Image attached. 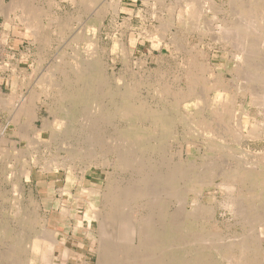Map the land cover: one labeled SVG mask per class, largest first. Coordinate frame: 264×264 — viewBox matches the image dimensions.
<instances>
[{
	"label": "rangeland",
	"instance_id": "1",
	"mask_svg": "<svg viewBox=\"0 0 264 264\" xmlns=\"http://www.w3.org/2000/svg\"><path fill=\"white\" fill-rule=\"evenodd\" d=\"M21 1L20 3L17 1V4L15 5L14 3H10L9 0H0V95H3L4 97L9 96L7 100L8 102L4 106L5 108L0 109V255L2 254L0 264H35L32 260V241L35 233H42L43 225L47 229L50 228L48 229V236L52 235L54 239L60 242L58 245L52 247L51 259H48L50 262L48 264H97L99 238L96 229L97 219L95 212L102 211L101 214L105 219L108 218L107 220H109L110 217H113V219L115 218L117 221L116 215H114L115 217L113 215L110 217L107 216V214H110L109 212L112 206L105 205L106 207L104 208V202L106 199L105 196H102L101 198L99 197V191H103L106 185L107 176L109 175L108 172L112 173L111 177L113 176L114 179H117L118 181L121 179H123L121 181L127 180L130 178V173L132 172L130 168L122 167H119L117 171L114 170L112 172V168L109 164H100V157L101 161L106 158L108 161L112 159V156L105 151L108 150L107 147L112 146L114 143L113 129L119 124L118 119H116V117H111L112 119H108L109 121L97 122L98 124L96 125L103 129L104 137L100 138L102 140H98L99 145L96 144L95 146H92L94 147L93 151L91 147H89L90 149L88 151L90 152L87 151V154L83 152L84 157L80 155L76 157L75 160L72 156L75 153H72V151H80L82 143H79L80 138L78 135L73 134L72 137H68L67 134L60 131L61 124L58 119L63 121L64 119L59 110H55L56 107L54 104V102H63L58 100L55 94V91H57L55 84L60 82L63 78L62 71L76 70V68L81 65H85L87 56H91L92 52V56L95 54L94 56H96L100 64L104 66V68L102 67L103 74L111 79L110 88H121L126 86L132 89L133 93L132 96L128 97L126 101L127 104L145 103L150 106L169 104V101L172 99L170 98V95L166 93L162 94L160 92V89L164 86L170 91H184L187 90L186 86L190 83L196 87L197 92H202V94L199 93V96L202 95V97L200 96L199 98L192 100L195 105H192V102H189L191 105L185 106V103H182L181 106L178 105V108L176 107V111H178H175L177 113H175L176 118L171 121L167 131L162 135L163 140L161 137H157L158 135H154L155 133H152L154 130L153 124L142 121H138L135 124L136 127L143 128L151 134L148 136L149 139L147 138L149 141L146 140L147 144H150L153 147L154 145L162 143L161 149L153 148V150L146 151L145 159H147L148 162L154 163L161 160L165 163V161L168 162L171 160L188 161V159H190L193 161V171H197L202 175L201 177H203L209 173L213 174L215 171L218 172V170L220 171L222 168L228 167L231 163H237V165L242 166L250 164L258 165L257 161L264 157V70L259 67L260 69L257 68L256 71V68L254 70L242 65V59L244 60L243 57L245 55H249V58L245 56L248 58V62H254L257 59V61L260 62V65H264V39L263 37L261 38V36L259 37L260 41L258 44H254L256 50L247 48L246 46L242 47L243 44L240 43V35L244 32L249 34L251 31L250 25H253L251 22L248 23L250 20L247 18L244 19L238 17V21L242 24V27H236V29L238 28L236 30L234 26H230L232 23L230 20H233L234 17H231L229 14L228 0H194V4L196 3L195 7L197 8L194 13L195 16L194 14L192 15L190 11L189 13L186 10H180L177 1L183 2V0H122V4L120 0L122 8L119 10L118 14L110 11V8L108 7L105 14L106 17L102 21L100 19L97 20L98 16L96 15L100 12L103 5L104 8H106V3L109 0H93L92 2H87L85 4L82 3L81 0ZM209 2L212 3L211 6H213L217 12L215 10L207 11L210 5ZM8 4H11L9 8L10 12L7 10ZM12 4L17 7H14ZM25 6H27V9H25ZM173 6L174 8H171ZM29 8H31V10ZM170 8L173 9L171 10L172 12L168 10ZM219 8H222V10ZM24 9L33 13L40 12L39 19L38 21L36 20L38 22L36 29L31 26L32 22L29 21V18L31 19V14L33 13H30L28 18V16L25 15L28 12ZM1 10H3V12ZM170 12L172 14H170ZM23 14L27 17L23 16ZM224 19L227 21L226 26H224ZM27 20L29 21L28 23H30L29 26L28 23H25ZM185 20H187V22ZM188 20L192 22L190 23ZM181 21L184 23L183 25L181 24ZM244 21L246 22L244 23ZM202 22L203 24H201ZM206 22L210 27L206 25ZM247 24L248 26H246ZM48 25L49 27H47ZM185 26L188 30L185 29L184 31ZM31 28H33V30H31ZM34 30L39 31V37H34V33L32 35ZM221 30L223 31L221 32ZM230 30L231 33H234L231 34ZM226 31H229L228 34ZM159 32L160 35H162V38L159 37V39H157V33ZM225 35H229V38H224ZM233 35L234 37H230ZM252 35L255 36L254 33ZM86 37L87 39H85ZM172 38L175 42H171L172 40L170 41ZM157 40L160 42H157ZM230 41L235 43H231ZM86 44L88 46L90 45V47ZM75 53L77 56H74ZM242 54L244 56H242ZM193 60L195 61L198 70L194 68ZM74 61L77 63H75L76 65L74 64ZM72 65H75V67ZM242 71L244 72L241 73ZM255 72L258 74L256 75ZM120 76L123 80H119L121 83L119 82L120 84H118L117 79ZM234 76L236 77L234 78ZM261 78L263 80H261ZM218 87L220 89L215 90L218 89ZM116 101L114 104L122 103H118V101H121L120 99H117ZM198 102L201 103L199 104ZM213 103L234 104V109L230 111L226 122H222L220 119L217 120V124L212 125V131L209 132V134H205L201 131L200 127L191 123L190 119H193L196 113L202 116L203 112L204 114H207L209 110L211 112V109H214ZM26 104H30L29 108L34 110L35 116L38 115L34 121L36 127H40V121L43 118H47L48 120L51 118V121H49L52 123H49L50 126L47 130L42 131L39 134L36 130L32 133L31 128H29L28 136L33 137L35 134H38L39 139H37L38 141L36 139L35 141L33 140L36 135L31 139L28 137L29 140H31V143L28 145L26 141L19 138L22 135L20 133H23L22 122L25 120L21 114L22 111L20 114H15L14 116L13 114L15 111L11 110L15 109L17 105H20L21 109H23ZM176 104L181 103L176 102ZM53 110L57 111V115L60 114L56 120H54V115L52 114L54 112ZM196 110L197 112H195ZM187 111H190L189 114ZM89 113L91 112L89 111ZM193 113L194 115H192ZM186 121H188L189 124H187ZM81 122H84L85 125H87V123L92 122V120L86 121V119H81L80 123ZM81 125L84 124L81 123ZM51 127L54 129V133L56 131L59 132H56L55 136L50 138ZM158 139L160 141H158ZM11 140L14 141L16 147L10 146L12 143ZM206 140L210 141L218 148L205 150L203 141L207 142ZM55 142L57 145H55ZM78 148L80 150H78ZM91 153H93V155ZM202 155H204V159H202ZM69 156H72L74 159L72 162V174L74 179L71 180L68 179L66 168L60 165L63 161H65V164H68L70 161H68ZM52 160L55 161L54 164L52 163ZM203 163L205 164V168L209 169L210 172L202 166ZM55 164L56 168H54ZM209 165L210 168L208 167ZM28 169L29 175L27 179L24 171ZM83 175H85V177H83ZM81 178H85V184L90 188L98 189V194H96L98 197H94V195L89 197L80 193ZM18 182H20V185ZM180 183L181 182L177 185L179 189L182 187V183ZM14 186H16V188H14ZM65 189H69L70 193H65ZM200 194L199 201L215 210L214 219L209 217V220L206 221L204 227L207 226V229H210L213 234L217 232V235H210L212 237V239H210L211 237L209 238L208 235H205V230L200 231L199 224L195 225L193 231L191 230L190 232L187 231L189 228L187 229L185 225L183 232H178V238L180 241L178 246L174 249V252H176V255H187L188 257L195 255L196 250L205 248L204 252L206 253L204 256L210 254L211 257H209V255L207 257H209L214 264H230L231 261L227 258H229L230 254H233L234 251H236V246L232 244L235 243L233 240L238 239V241H240L241 239H244V234H246V237L248 235L251 237L252 233L249 232H253V230H264L261 228L264 225V220L260 219V215L259 218L255 217L254 219H250L252 213L253 215L255 214L254 216L258 215L257 208L259 209L261 208L260 206L263 205L256 204L257 206H254L251 204L254 207H252V209L255 211L250 208L249 212H243L242 215L239 216V219H241L239 220L234 215V206L231 205V202L228 200L227 196H225L226 193H224L221 188H218L217 184L203 188ZM189 201L192 203L196 202V204L198 202V200L194 198H189ZM174 203L169 209L174 210L176 222L180 223L185 217L180 206L182 203H180V201H175ZM240 203H243L242 206H245L246 203L248 205L249 202L242 201ZM20 204L23 207L28 205V208H35L37 206L35 212L39 222L37 221V223L32 225L27 224L28 226H26V224L20 219L21 212H19L18 209V207H21ZM185 204L189 209L192 208L190 203L186 202ZM134 207H136V209ZM67 209L68 211H66ZM127 209L130 210L131 208L126 207L121 209V214L123 215L126 212L127 217L136 216L138 215V211L139 213L141 212V209H138L136 205H133V208L128 211L129 213H127ZM262 210L264 211V207ZM15 213L18 215H15ZM104 213L106 214L105 216ZM180 215H182L181 218L184 217L181 219ZM249 215L250 217H248ZM253 215L252 217H254ZM245 218L247 219L246 221L243 220ZM256 218H258L259 221ZM110 220L109 223L113 224H111L113 230L109 228L108 232L110 233L111 231L112 233V231H114V233H116L112 218H110ZM242 220L244 222H242ZM254 221H257L256 224ZM245 222L248 224H245ZM251 224L252 226L254 224V226L251 227ZM24 227H26L25 229L27 231ZM249 229L251 231L248 232ZM51 230L53 231L52 233ZM232 231H235L234 234ZM19 232L20 234L18 235ZM114 233L111 234L113 235V238L111 237L112 239H115V236H117ZM197 235L198 237L201 235L199 239ZM233 235L235 239L233 238L232 240ZM239 236L241 238H238ZM214 237L217 239L214 240ZM207 238L210 240H207ZM258 238L260 247L257 248L258 250L256 249L254 253V261L245 262V260H243L238 264L264 263V232H261ZM211 240L212 242L215 241L213 242V246L203 247V244L212 245V243L209 242ZM228 240V245H231L232 248L228 247L224 259L216 249H219L218 247L221 246V244L226 245ZM116 242L119 244L116 246L118 249L115 248L118 252L114 250L111 257L115 256L117 258L111 260L110 253H105V259H103L104 261L102 260L103 262L101 264H107V262L108 264H114L115 262H118V259L121 260H119L118 264H121L122 256L130 259L133 257L134 259H137V261L139 260L138 262L135 261L139 264V262L147 255L152 257L154 254L152 257L154 259L159 256V251L157 253L155 250L149 248L131 247L130 243L126 241L119 240ZM63 246H67V254L63 255L60 252L58 257H56L58 253L57 248H62ZM124 246L129 247L125 249ZM27 247H29V249ZM64 247L63 249H65ZM212 247L215 250H213ZM41 250H43V248ZM12 251L14 252L13 255H11L13 253ZM3 252L5 253L3 254ZM13 256H15L14 259H12ZM9 260H11V262ZM124 260L125 259H123V261ZM226 260L229 263H225ZM48 261L45 260V258L40 257L41 264H46Z\"/></svg>",
	"mask_w": 264,
	"mask_h": 264
},
{
	"label": "bare ground",
	"instance_id": "2",
	"mask_svg": "<svg viewBox=\"0 0 264 264\" xmlns=\"http://www.w3.org/2000/svg\"><path fill=\"white\" fill-rule=\"evenodd\" d=\"M9 1H10V3H14L16 5L17 1L20 3L21 0L20 1L19 0H16V1L15 0H9ZM92 1L93 0H81V2L84 3V4L87 3V2H92ZM177 3L180 6V10L181 11H184V10H186L188 12L190 11L192 13V15L195 13V10H197V8L195 7L196 3L194 4V0H183V2H178L177 1ZM14 4H12V5H14ZM197 4H198V2H197ZM211 4L212 3H210L207 11H210V10L214 11L215 10L214 7L211 6ZM228 4H229V7H228L229 14H230L231 17H234L233 20H230L232 22L230 24V26H234L235 29H236V27H242V24H240V22L238 21V17L239 18H244V19L247 18L248 20H250V21H248V23L251 22V24L253 25V26L250 25V30L251 31H250L249 34L244 32V33H242V35H240V37H241L240 43L243 44L242 47L246 46L247 48L255 49L254 48V44L255 45L258 44V42L260 41L259 37L261 36V38L263 37V39H264V0H228ZM10 5L8 4V7H7L8 11H9ZM15 5H14V7H17ZM106 5H107L106 8H104V5H103L102 9L100 10V12L96 15V16H98L97 20L100 19L102 21L106 17L105 14L107 12L108 7L110 8V11H112L113 13H117V14H118V12L120 10V7H121L120 0H109L106 3ZM20 6H21V4H20ZM22 6H24V5H22ZM11 7H13V6H11ZM14 7H13V9H15ZM26 7L27 6H25V9H27ZM31 8H29V9L31 10ZM163 8H164V6H163ZM171 8H174V6L171 7ZM171 8L168 9V10H170V11L173 10ZM215 8H217V7H215ZM156 9H158V8H156ZM219 9L222 10V8H219ZM1 11L3 12V10H1ZM20 11H21V9H20ZM25 11H24V14H25ZM39 11H40V9H39ZM215 11L217 12V10H215ZM26 12H28V10ZM171 12H170V14H172ZM30 13H33V12L29 11L25 15H27L28 18H29ZM155 13H156V11H155ZM24 14H23V16H25ZM27 16H25V17H27ZM39 16H40V12H34L33 14H31V19L29 18V21L33 23V24L31 23V26L34 29H36L37 26H38V22L37 21L39 19ZM194 16H195V14H194ZM223 17H225V16H223ZM192 18H193V16H192ZM112 19H114V18H112ZM208 19L210 20V18H208ZM180 20H181V18H180ZM204 20H205V18H204ZM29 21L27 20V22H25V23H28ZM185 21L187 22V20H185ZM188 21L190 23L192 22L190 20H188ZM210 21H212V20H210ZM207 22H206V25H207ZM245 22L246 21H244V23ZM224 23H225L224 26H226L227 25V21L225 19H224ZM29 24L30 23H28V26H29ZM181 24L183 25L184 23L181 21ZM201 24H203V22ZM244 25H243V27H244ZM26 26H27V24H26ZM186 26L184 27V31H185V29L188 30V28H186ZM189 26H190V24H189ZM207 26L210 27L209 25H207ZM246 26H248V24ZM47 27H49V25ZM251 27H253V28H251ZM33 28H31V30H33ZM205 30H206V28H205ZM207 30H209V29H207ZM222 31L223 30H221V32ZM228 32L226 31L227 34H228ZM252 32L254 33L255 36L252 35L253 34ZM33 33H34V37L35 36L39 37V35H40L39 31H35L34 30V32H32V35H33ZM230 33H231V30H230ZM233 33H231V34H233ZM81 34H82V32H81ZM157 35H158L157 39H159V37L162 38V35H160V32L157 33ZM234 35L230 36V37H234ZM221 36H222V34H221ZM228 36L225 35L224 38L226 37V39H227V38H229ZM87 37L85 39H87ZM170 37H171V34H170ZM174 37H175V35H174ZM215 37H216V35H215ZM80 38H81V36H80ZM161 38H160V40H161ZM32 39H34V38H32ZM226 39H225V41H226ZM78 40H80V39H78ZM177 40H178V38H177ZM170 41L171 42H175V40L173 41V38L170 39ZM157 42H160V41L157 40ZM85 43H83V44H85ZM231 43H235V42H231ZM115 45H116V43H115ZM81 46H83V45H81ZM229 46H231V45H229ZM88 47H90V45ZM178 47H179V45H178ZM86 49H88V48H86ZM92 53H91V56H87V58L85 60L86 61L85 65H81L79 63L81 66L79 65L80 67L76 68V70L74 69V70H64V71H62L63 78H62V80L60 82L55 84V86L57 87V89H56L57 91H55V94H56L57 99L60 100V101H63V102H54V104H55V107H56L55 110H59L60 114H62V117H63L64 121L57 118L60 115V114L57 115V111L53 110L54 112L52 114L54 115V120L58 119L59 123L61 124V128H60L61 130L60 129H58V130H60L61 132L67 134L68 137H72L73 134L74 135L76 134L80 138L79 139V143H82V146H81L82 148L80 147L81 150L78 148V150H80V151H77V150L76 151H72V153H75L74 155L71 154L74 157V159L76 157L80 156V155L83 156V152H85L87 154V151L90 149L89 147H91V149L93 151L94 147H92V146H95L96 144H98L99 143L98 140H102L100 138L104 137L103 129L100 128L96 124H98L99 122L107 121L108 119H112L111 117H113V118L116 117V119H118V121H119L118 122L119 124L113 129V135H114V138H113L114 141L113 142L114 143H113L112 146L107 147L108 150L105 151V152H107V154H110L112 156V159L108 161V159L106 158L105 160L101 161V157H100V164L101 165L109 164L111 166V168H112V172L114 170L117 171V169L119 167L130 168V170L132 172L130 173V178H128L125 181H121V180H123L121 178H120L121 179L120 181H118L117 179H114L113 176L111 177L112 173L108 172L109 175L107 176L106 185L104 184L105 187H104L103 191H99V193H100L99 197L101 198L102 196H105V199H106V201L104 202V208L106 207L105 205L112 206L110 208V212H109L110 214L109 215L107 214V216L110 217L112 215L113 216L116 215L117 221H116L115 218L113 219V217H110V218H112L113 223L115 225L114 228H116V233H114V231H112V233H114L117 236H115L116 237L115 239H112L113 235H111L112 234L111 231H110V233L108 232L109 228H111V230H113V228H112L113 224L109 223L110 218H109V220H107L108 218L105 219V217H103V215L101 214L102 211L101 212H98V211L95 212L96 219H97V221H96L97 222L96 229H97V234H98V238H99L98 239V248H97L98 249V263L97 264H101L104 261L103 259H105V253H110V257H111V254L114 252L115 248H117L116 246L119 245L116 241H119V240L129 242L131 247L133 246V247L144 248V249L145 248H149L151 250H155V252H157V253L159 251V256H157V258L156 257H155V259L152 258L154 254L152 255V257L147 255L146 257H144L139 262V264H214L212 262V260L209 259V257H211L210 254H208L209 257H207L208 256L207 254H206L207 256H204V254L206 253V252H204L205 248H202L200 250H196L195 255H191V256H188V257H187V255L186 256L185 255H181V256L176 255V252H174V249L178 246V243L180 241L179 238H178V232L179 233L183 232V229H184L185 225H186L187 229L189 228L187 231H189V232L191 230L193 231V228H195L194 226L199 224L200 231L201 230L202 231L205 230L206 231L205 235H208L209 238L211 237L210 235H212L213 233L211 232L210 229H207V226L204 227V225H206V221L209 220L208 219L209 217L211 219H214L215 210H214V208H212L210 206H207L205 203L200 202L199 201V197L201 195L200 193L203 190V188L209 187V186H211L213 184H217L218 188H221L223 190V192L226 193L225 196H227L228 200L231 202V205L234 206V211L233 212H234L235 217H237L239 219V216L242 215L243 212L244 213L249 212V209L250 208L252 209L253 205L257 206L256 204H262L263 206H260L261 208H259V209L257 208V214L258 215L254 216L255 214L253 215V213H252V215L254 216V217H252V215L249 213L251 215V217H250V215L248 217H250V219L251 218L254 219L255 217L259 218V215H260L261 216L260 219L264 220V211L262 210L263 207H264V161H263L264 157L260 158V160L257 161L258 165L250 164V165H247V166H245V165L242 166V165H237V163H233V164L229 163L230 165L228 167H224V168H222V170H220V171L218 170V172L215 171L213 174H210V173L208 175H204L203 174L204 175L203 177H201L202 175H200L197 171H193L192 168H194V165H193V161H191L190 159H188V161H181V160L172 161L171 160V161H168V162L165 161V163L163 161H161V160L157 161V162H154V163L148 162L147 159H145L146 158L145 157L146 156L145 155L146 151L147 150H153V148L154 149L155 148L161 149L162 148V145H161L162 143L154 145L153 147H152V145L147 144L146 140L149 141L148 140L149 139L148 136L151 135V134L148 133L143 128L136 127L135 124L138 121L148 122L150 124H153L154 125V130H153L152 133L153 134L155 133L154 135H156V136L158 135L157 137H159V138L161 137L162 138V135L167 131L171 121L176 118L175 115L177 114L176 112H178V111H176V107L178 108V105L181 106L182 103H185L184 104L185 106L191 105V104H189V102H192V100H195L196 98H199L200 96L202 97V95L199 96V93L202 94V92H197L196 87L193 86L190 83L186 86L187 90H184V91H178V90H175V91L171 90L170 91L166 86H164V87H162L160 89V92L162 94L166 93V94L170 95V98H172V99L169 101L170 102L169 104H163L162 106H160V105H156V106L155 105L154 106L151 105L150 106V105H146L145 103H139V104L138 103H136V104L129 103V104H127L126 101H127L128 97L132 96V93H133L132 89L128 88L126 86L125 87H121V88L120 87L110 88L109 86H111L110 85L111 79L107 78L103 74L102 67L104 68V66H102L100 64V62L98 61L97 57L94 56L95 54L92 56ZM259 53H261V52H259ZM75 54H74V56H77V54L76 55ZM242 56H244V55L242 54ZM245 56L243 57L244 60L242 59V61H243L242 65L247 66L248 68H251V69H254V70L256 68V71H257V68H259V67L262 68V70H264V65L261 64L262 65L261 66L259 64L260 62H258L257 59L255 60L256 62L255 61L254 62H248V58H249L248 56L249 55L246 56L248 58H246ZM261 56H262V54H261ZM261 56H259V57H261ZM251 58H252V56H251ZM73 59H75V58H73ZM124 62H126V61H124ZM75 63L76 62L74 61V64ZM71 64H72V62H71ZM193 64H194V68L196 70H198L195 61H194ZM75 65H72V66L75 67ZM243 69H245V68H243ZM243 72L244 71H242L241 73H243ZM105 74H106V72H105ZM257 74L258 73H256V75ZM252 75H253V73H252ZM260 76H258V77H260ZM235 77L236 76H234V78ZM253 77H255V76H253ZM119 80L120 81L123 80L121 76L117 79L118 84L121 83ZM193 80H195V79H193ZM261 80H263V79L261 78ZM261 80H260V82H261ZM230 82H233V81H230ZM219 89L220 88L218 87V89H215V90H219ZM8 98H9V96L8 97L7 96L4 97L3 95H0V109H4L5 108L4 106L7 104ZM117 99L121 100V101H118V103L119 102H122V103L114 104ZM198 101H199V99H198ZM176 102L177 103L180 102L181 104H176ZM201 102H202V100H201ZM201 102H198V103L200 104ZM88 103H90V104H88ZM192 105H195V104H193V102H192ZM211 105H212V103H211ZM213 105H214V109H211V112H210V110L208 111L207 114H204V112H203L202 116L200 114H198V113H196L194 115V113L197 112V110H196L192 114L195 117L193 119H190V122L194 123V125L200 127L201 131L203 133H205V134H209V132L212 131L211 130L212 125L213 124H217L216 123L217 120L220 119V121L226 122L230 111L232 109H234V107H233L234 104H225V103H220V104L216 103V104H214L213 103ZM29 106H30V104H26L25 107L23 109H21V106L17 105L15 107V109H11L12 111L13 110L15 111V113L13 114L14 116H15V114H20L21 111H22L21 114H22V116L24 117L25 120L22 122L23 123V125H22V132L23 133H20L22 135L19 138H21V140L26 141L27 145L31 143V140H29V138L31 139V138H33L36 135L33 140L35 141V139L36 140L39 139L38 138L39 137L38 134L40 132H42V131L47 130L49 128V126H50L49 123L52 124L50 122L51 118L49 119L50 121L47 118H43L40 121L41 122L40 127L39 128L36 127L34 121H35V118L38 115L35 116L34 110L32 108H29ZM203 106H205V105H203ZM89 108H90V110H89ZM239 109H240V107H239ZM236 110H238V109H236ZM89 111L91 113H89ZM189 112L187 111L188 114H189ZM246 115H248V114H246ZM81 119H86V121L87 120H92V122H90V123L86 122L87 125H85L84 122H81V123L84 124V125H81V123H80ZM188 121H189V119H188ZM188 121H186L187 124H189ZM59 127H60V125H59ZM29 128H31L32 133H34V130H36V132L38 134H35L33 137H31V136L29 137L28 136V133H29V130H30ZM103 128H105V127H103ZM56 132H59V131H56ZM55 133H54V129H52V127H51L50 128V138L52 136H55ZM61 140H62V138H61ZM162 140H163V138H162ZM158 141H160V140L158 139ZM206 141L207 142L203 141L205 150L218 148V147H216V145H214L210 141H208V140H206ZM43 143H44V141H43ZM52 143H53V141H52ZM41 144H39V145H41ZM55 145H57L56 142H55ZM223 145H225V144H223ZM10 146L16 147L14 141H12ZM33 146H35V145H33ZM29 148H30V146H29ZM0 149H1V147H0ZM67 149H68V147H67ZM2 150H4V149H2ZM62 150H63V148H62ZM88 152H90V151H88ZM68 154H69V152H68ZM91 154L93 155V153H91ZM89 155H90V153H89ZM72 156H69L68 161L69 160L70 161H69L68 164H65V161H63L62 164L60 163V165L64 166V168H66L67 173H68V179H70V180L74 179L73 174H72L73 173L72 172L73 171L72 170V167H73L72 162L74 161V159H73ZM201 157H202V159H204L203 158L204 155H202ZM153 158H154V155H153ZM64 160H67V159H64ZM233 160H234V157H233ZM82 162H84V161H82ZM207 162H204V163H207ZM211 162H213V161H211ZM52 163L54 164L55 161H53ZM204 163L202 164V166L205 165ZM92 165H94V164H92ZM225 166H226V164H225ZM197 167H198V165H197ZM208 167L210 168V165ZM46 168H47V166H46ZM54 168H56V164H55ZM88 168H90V167H88ZM204 168H205V166H204ZM204 168H203V170H204ZM29 169L24 171L25 177L27 179H28V175H29ZM206 170H209V169H206ZM209 172H210V170H209ZM116 173H119V172H116ZM83 177H85V175H83ZM80 181H81L80 182V187H81L80 193H82L83 195L85 194V195H87L89 197H92V195H94V197L95 196L98 197V195H96V194H98V189L97 188H90L87 184H85L86 183L85 178H81ZM179 182L182 183V187L180 189L177 186V185H179L178 184ZM18 183L20 185V182H18ZM14 188H16V186H14ZM28 191H29V189H28ZM64 192L65 193H68V192L70 193L69 189H65ZM27 194H29V193H27ZM189 198L197 199L198 200L197 204H196V202L195 203L190 202ZM175 201H177V202L180 201V203H182V205L180 204V206H181L182 211L184 212L183 214L185 216V217L183 216L184 218L182 217L183 218L182 219L181 218L182 215H180V218L183 220L180 223L176 222V219L174 217V215H175L174 214V210H170L169 209L170 207L173 206V203ZM242 201L249 202L248 205H250V206H248L247 203H246L245 206H242V204L245 203V202L240 203ZM25 202H27V201H25ZM186 202L190 203V205L192 206L191 209L186 207L187 206L185 204ZM28 203H30V202H28ZM31 204H32V202H31ZM251 204H253V205H251ZM133 205L134 206L136 205L138 209H141L140 213L138 211V213H137L138 215L132 216V217H127L126 212L123 215L121 214L122 213V211H121L122 208L130 207L132 209ZM20 206H21V204H20ZM35 208L34 207L28 208V205L27 206L25 205L24 207L21 206L20 208L18 207L19 212H21L20 219H21V221L23 223L26 224V226H28L27 224H29V225L31 224L32 225V224L37 223V221L39 222V219L36 216ZM134 208L136 209V207H134ZM87 210H89V209H87ZM87 210H86V212H87ZM130 210L127 209V213H129L128 211H130ZM252 210H254V209H252ZM66 211H68V209ZM16 213H15V215H18ZM105 213H104V216L106 215ZM107 213H108V211H107ZM179 214H180V212H179ZM128 216H129V214H128ZM246 218L243 219V220L246 221L247 220ZM258 218H256V219H258ZM45 220H46V218H45ZM239 220H241V219H239ZM243 220H242V222H244ZM248 220H249V218H248ZM258 221H259V219H258ZM110 222H111V220H110ZM201 222H202V224H201ZM254 222L256 224L257 221H254ZM236 223H238V222H236ZM248 223H249V221H248ZM248 223L245 222V224H248ZM110 225H111V227H110ZM253 226H254V224H253ZM253 226L251 224V227H253ZM208 227H211V226H208ZM25 228L26 227H24V229ZM261 228L264 229V225ZM19 229H21V228H19ZM48 229H50V228H48ZM48 229L43 225L42 233L41 234L35 233V235H34V239L32 241V246H31V251H32V260H33V263H35V264H41L40 257L41 258L42 257L45 258V260H47V261H48V259H51L52 247L55 246V245H58L60 243L56 239H54V237L52 235L48 236V234H49V230ZM197 230H199V229H197ZM249 231H251V230L249 229L248 232ZM254 231L255 230H253V232H249V233H252L251 237L248 235V232H247V235H248L247 237H246V234H244L245 235L244 239H241L240 241H238V239L237 240H233V238H234V235H233L232 240L235 243H232V244L236 246L235 247L236 251H234L233 254H230L229 258H227L228 260L230 259V261H231L230 264L231 263L238 264V263H240V261H243V260H245V262L246 261H250V262L254 261V256H255L254 253H255L256 249L260 247L259 242H258L259 241L258 236H259V234L261 232H264V230L260 229V231H255L256 233ZM52 232L53 231L51 230V233ZM234 232H233V234H234ZM19 234H20V232L18 233V235ZM187 234H190V233H187ZM215 234L217 235V232ZM215 234H213V235H215ZM21 235H22V233H21ZM197 237H198V235H197ZM199 237H198V239H199ZM238 238H241V237L239 236ZM247 238H248V240H247ZM204 239H205V237H204ZM210 239H212V237ZM210 239L207 238V240H210ZM215 239H217V238L214 237V240ZM226 239H224V240H226ZM200 240H201V238H200ZM230 240H231V238H230ZM232 240H231V242H232ZM209 242H211L212 245H204L203 244V247L204 246H209V247L213 246V242H215V241L212 242V240H211ZM209 242H208V244H209ZM231 242H230V244H231ZM221 243H222V238H221ZM223 243H224V241H223ZM183 244H184V241H183ZM228 244H229V240H228V243L226 245L225 244L224 245L221 244V246L218 247L219 249H216V250L219 251V253L222 255V257L224 259H225V256H226L225 252H227L226 250H228V247H231V245H228ZM63 247L62 248H60V247L57 248L58 249V251H57L58 253H57L56 257H58L60 252L63 255L67 254L66 253L67 249H68L67 246L64 247L66 250L63 249ZM124 247H125V249L128 248L126 246H124ZM27 248L29 249V247H27ZM42 248H43V250H41ZM117 249L115 251H117ZM213 250H215V249L213 248ZM122 252H124V251H122ZM147 252H148V250H147ZM231 252H232V250H231ZM4 253L5 252H3V254ZM13 254H14V252L11 255H13ZM125 254H126V252H125ZM1 255H0V258H1ZM95 255H97V254H95ZM15 256H13L12 259H14ZM19 256H20V254H19ZM7 257H9V256H7ZM227 257H228V255H227ZM10 258H11V256H10ZM30 258H31V256H30ZM95 258H96V256H95ZM114 258H117V257L112 256L111 260L112 259L114 260ZM21 259H23V258H21ZM121 259H122L121 264H138L136 262L139 261V260L137 261V259H134L133 257L130 259L128 257L126 258V257L122 256ZM123 259H125V260L123 261ZM1 260H2V258H1ZM119 260L120 259H118V262H119ZM9 261L11 262V260H9ZM7 262H8V258H7ZM118 262H115V263L118 264ZM48 263H50V262L48 261L46 264H48ZM217 263H219V262H217ZM225 263H229V262H227V260H226ZM107 264H108V262H107Z\"/></svg>",
	"mask_w": 264,
	"mask_h": 264
},
{
	"label": "crops",
	"instance_id": "3",
	"mask_svg": "<svg viewBox=\"0 0 264 264\" xmlns=\"http://www.w3.org/2000/svg\"><path fill=\"white\" fill-rule=\"evenodd\" d=\"M121 4H122V0H121ZM122 6V5H121ZM122 7H120V10H121ZM264 264V263H263Z\"/></svg>",
	"mask_w": 264,
	"mask_h": 264
}]
</instances>
